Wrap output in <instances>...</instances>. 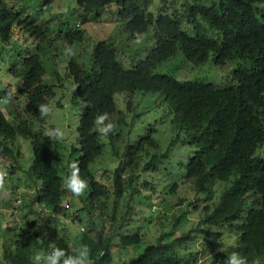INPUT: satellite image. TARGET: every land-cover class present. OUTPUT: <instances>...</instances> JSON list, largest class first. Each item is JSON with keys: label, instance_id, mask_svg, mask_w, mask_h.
<instances>
[{"label": "trees", "instance_id": "1", "mask_svg": "<svg viewBox=\"0 0 264 264\" xmlns=\"http://www.w3.org/2000/svg\"><path fill=\"white\" fill-rule=\"evenodd\" d=\"M110 5L117 6L119 20L130 38L154 29L155 46L132 68L122 65L118 48L109 41L94 45L90 69L71 57L67 77L76 86L75 97L83 106L78 148H72L71 158L78 155L80 175L89 184L76 197L61 185L70 162L63 152L67 144L51 141L37 128L46 121L39 117L37 105L50 104L59 87L44 83L47 66L42 53L54 42L46 39L39 14H27L0 0V41L14 43L9 73L22 82L18 90L21 96L10 88L0 92V161L11 162V176L22 171L26 149L21 143L30 142L34 160L29 171L37 190L22 194L18 215L6 227L13 233L2 243L0 264H31L30 257L36 251L47 252L52 246L71 251L82 244L89 247L93 264H183L181 248L197 229L175 238L173 232L163 234L164 227L172 229L182 222L164 214L151 221L150 233L157 230L159 236L151 238L154 242L136 256L117 258L121 257L117 253L134 250L143 241L140 233L123 232L136 212V198L151 186L141 183L143 173L157 171L169 158V152H159L155 129H149L134 144L127 140L124 147L116 146L123 126L132 125L127 115L118 111L115 98L137 93L160 95L172 111L173 130L183 133L177 140H187L197 148L185 166L194 191L212 200L217 183L228 184L215 204L203 207L199 225L219 228L242 221L237 242L224 254L205 262L188 257L186 264H224L231 251L247 256L249 264H264V0H75L82 13L81 23L72 27L68 20L57 19L60 41L69 46L84 45L87 33L82 25L90 14ZM179 52L192 68L204 69L211 62L225 71V82L179 81L155 71ZM15 96L23 102L26 116L11 113L10 119L2 108L4 103L15 105L9 100ZM128 106L131 111V100ZM102 112L110 114L114 125L108 145L118 162L112 171L100 175L98 167L92 165L105 155L106 145L93 121ZM3 180L0 175V182ZM61 217L86 228L64 229ZM4 220L2 215L0 230Z\"/></svg>", "mask_w": 264, "mask_h": 264}, {"label": "rangeland", "instance_id": "2", "mask_svg": "<svg viewBox=\"0 0 264 264\" xmlns=\"http://www.w3.org/2000/svg\"><path fill=\"white\" fill-rule=\"evenodd\" d=\"M7 1L10 6L14 4L16 9H23L27 14L34 16L39 14V23L43 25L46 39L54 42L52 50L48 48L47 50H43L42 53V61L47 66V75L44 78V83L59 87L55 89V96L50 100L52 110L45 117L46 121L42 125L43 127L39 126L37 128H42L44 136L45 132L50 128L59 127L63 129L65 137L60 141H63L68 146L67 150H63L66 153L67 162L76 161L78 155L75 154L71 158V152L73 147L78 148L76 139L78 138V126L83 106L75 97L72 79L67 77V66L71 58H66L63 55L65 44L60 41V30H58L55 22L57 19H65L71 23L72 27H76L77 23H81L82 13L80 10H77L75 0ZM156 5L159 6L158 3ZM154 6L151 8V12L154 10ZM88 17L89 21L81 27L87 33L86 43L84 45L71 46L74 52L73 57L86 68H91V50L100 41L112 42L118 48V59L126 68H132L136 63L144 59L147 52L155 46L154 29H150L147 34L143 35L139 43H136L137 37H129V34L123 28V23L119 20L118 9L115 5H110L100 11H96ZM25 39L31 40L27 35H25ZM13 46L14 43L7 45L0 41V92L2 93L6 88H10L13 94L21 96L18 93V90L22 87L20 78H14L9 73L12 65L10 56L15 54ZM81 46H83V50L80 48ZM51 52L54 53L53 56H51ZM47 60L50 62L47 63ZM52 62H55L56 65L54 66ZM235 65L237 67V64ZM155 71L157 73L170 74L179 81H198L212 84L225 82L223 76L226 75L225 71L222 72L220 68H217L211 62L204 65V69L192 68L185 60L182 52H179L176 57L160 65ZM17 96L9 98L15 105H5L4 103L2 108L3 112L10 119L9 115L11 113L17 114L20 112L22 116H26L24 114L23 102H19ZM115 99L118 111L125 113L127 121L132 125L131 128L123 126L125 130H121L120 132L121 139L119 142L118 140L116 141L117 148L124 147L128 143L127 140L134 144L149 129H155L156 134L154 138L159 144V152H169V158L163 160L157 171L146 172L142 175L141 183L147 182L151 186L147 191H142V195L136 198L134 206L136 212L132 214L131 223L126 230V234L129 235L142 234V243L136 246L134 250L128 248L129 251L124 252L122 250L121 252L118 251L119 253L117 254L121 257H132L140 254L147 244L155 241V239L151 238L159 237L157 236V230H154L152 234L150 233V224L160 214H164L174 219L181 218L182 222L172 229L164 227L163 234L173 232V238H175L191 229H197L192 234V239L181 248L180 258L183 259V264H186L187 258L192 256L198 257L200 262L217 259L237 242L239 227L242 221L234 225L217 226L219 228H209L210 226L199 225V221L200 217L203 216L202 214H204L203 207L215 204L219 200L221 192L225 190L228 184L223 182L217 183L215 196L212 200H207L204 195L197 194L194 191L193 182L186 178L185 166L190 157L197 151V148L188 144L187 140H182L181 138L177 140L178 137L183 136V133L173 130L172 111L169 105L163 102L160 95L137 93L134 96L117 95ZM129 100L132 101L131 111L128 109ZM102 139L106 145L105 155L99 162L97 161L98 164L92 165L94 169L98 167L100 175L105 173V171H112L118 162L110 151L108 136L102 137ZM50 140L55 141V139ZM21 146L26 149L22 166L26 172H29L34 160L33 151L28 141H25V143L22 141ZM6 165L7 167L11 166V162L5 164L0 162V174H4ZM26 172H17L14 179H7L1 184L0 189L2 190V194L0 193V204L3 198H7L8 203L11 202L9 195L11 190L10 183L18 185V187H13L17 192V196L25 189V185L28 188L30 185L33 186V183L26 177ZM9 177L7 175V178ZM198 205H202V207L198 208L199 210L194 209ZM11 210V207H7L2 211L5 215V220L2 223L4 226L0 230V251L2 243L12 237V228L7 229L6 227L13 224L17 214H12ZM2 213L0 212V221ZM242 217L244 218V215ZM61 218L62 220H59L62 221V227L69 229L71 232L77 230L83 231L86 228V226L78 228L77 224H74L73 221L70 223V220L64 217ZM69 225H72V227L70 228ZM115 247L117 249V244ZM221 248L224 252L220 251Z\"/></svg>", "mask_w": 264, "mask_h": 264}, {"label": "clouds", "instance_id": "3", "mask_svg": "<svg viewBox=\"0 0 264 264\" xmlns=\"http://www.w3.org/2000/svg\"><path fill=\"white\" fill-rule=\"evenodd\" d=\"M142 36L143 34H137L136 43L140 42V40L142 39ZM63 55L66 58H71L74 55L73 48L66 44L63 48ZM75 87L76 86L73 85V89H75ZM9 91H11V89H9ZM37 110H38L39 117L44 118L48 116L52 108L49 103H40L37 105ZM93 124L98 134L101 135L102 137H107L108 134L113 131V127H114L113 123L110 120V114L108 112H102V113L97 114L94 117ZM45 136L50 139H55L57 141H60L64 139L65 131L59 127L50 128L45 132ZM8 162L9 161L2 162V163L5 164ZM5 167L6 168L4 169V174H0L4 178V180L0 182V187H1V184L4 183L7 179H14V177H16L17 175L16 173L15 175L11 176V174L8 171V168L10 166L7 167L6 165ZM67 169H68L67 174L61 181V185L64 189L71 192L74 196L79 197L83 192H85L86 189H88V186H89L88 180L80 175V168H79L78 161L69 162L67 165ZM22 171L26 172L24 169ZM22 171L20 170L19 172H22ZM7 175H9L10 177L7 178ZM26 175H27L26 177L29 178L30 182L33 183V186L30 185L29 187L30 189H29L25 185V189L21 191L19 196H17L16 195L17 192L13 189V187H18V185L10 183L11 190L9 192V195L11 197V202L8 203L7 198H3L0 204L1 213L7 207H11L12 208L11 213L18 215V211H19L18 208L22 204L21 203L22 194L24 192H28V190H30L32 193H36L37 190H36V184L34 181L35 179L32 178L30 171L26 172ZM31 188H33V190H31ZM0 193L2 194L1 189H0ZM14 210H16L17 213L14 212ZM25 213L26 212H24V215L26 216ZM126 230L125 231L123 230L124 234H126ZM220 251L224 252L222 248L220 249ZM128 257H117V258L127 259ZM30 260H31V264H93V260L90 256V249L86 244H82L79 247L74 248L71 251H67L65 248L52 246L50 248V251L34 252L30 257ZM224 264H249V260L247 256L242 255L239 252L231 251L227 253V259L224 262Z\"/></svg>", "mask_w": 264, "mask_h": 264}]
</instances>
